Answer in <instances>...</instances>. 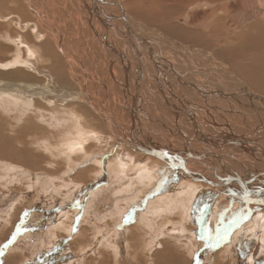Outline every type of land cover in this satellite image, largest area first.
<instances>
[{
  "label": "bare ground",
  "instance_id": "obj_1",
  "mask_svg": "<svg viewBox=\"0 0 264 264\" xmlns=\"http://www.w3.org/2000/svg\"><path fill=\"white\" fill-rule=\"evenodd\" d=\"M187 1L0 0V112H36L26 115L34 116L36 125H24L20 133L32 137L27 144L46 149L51 172L66 175L85 166L64 179L68 186L95 182L104 166L115 195L137 191L126 195L131 201H115L122 211L132 203L139 208L146 192H156L144 201L149 215L135 216L138 223L128 226V233H138L139 223L151 220L161 231L166 224L179 225L183 215L182 221H194L202 236L200 229L216 223L218 215L224 216L216 228L225 229L231 219L249 214L218 252L237 247L246 260H259L264 246V0L191 6ZM26 26L51 41L37 49L24 38ZM6 35L10 43L3 40ZM49 59L56 60L39 65ZM55 70L69 74L77 87L57 84ZM38 75L46 82L37 81ZM15 140L26 146L20 136ZM6 166L8 173L16 167ZM111 195L104 197L114 199ZM227 200L232 207L219 210ZM82 204L88 207L90 199L84 197L72 215L66 209L54 228L71 233L84 212ZM125 220L108 216L99 224L92 217L78 230L74 255H84L89 245L82 243L90 231L95 244L98 235L99 242L107 239L117 263L120 244L114 237ZM166 243L159 252L174 264L177 253Z\"/></svg>",
  "mask_w": 264,
  "mask_h": 264
},
{
  "label": "rangeland",
  "instance_id": "obj_2",
  "mask_svg": "<svg viewBox=\"0 0 264 264\" xmlns=\"http://www.w3.org/2000/svg\"><path fill=\"white\" fill-rule=\"evenodd\" d=\"M199 1L216 2L220 0H188L187 2L191 6L193 4H196ZM28 14H30V11L28 12ZM28 19L31 20L30 17H28L27 19L25 18L26 21ZM13 27L14 26H12L11 28ZM14 29L15 28H13V30ZM25 29L27 30L25 32L24 38L25 39L31 38L33 42L36 44L37 49H39L40 47L39 44L42 45L44 43V40L47 39L51 41V39L48 36L43 37V36L37 35L38 32L42 33L38 28L34 30L31 29L30 31L28 30L29 29L28 26H26ZM8 36L9 35L3 36V40L5 42L8 41L7 43H10ZM220 48H222V46H218L217 49H220ZM217 49H216V54L220 56ZM55 60L56 59L41 60L42 62H40L41 64L39 65H41V67H43V65L48 66L49 63H51V61H55ZM54 72H57V73H54L53 75L52 74L51 75L56 80L57 84H60V85L65 84L66 86V83H67L68 87L69 88L71 87L70 89H74L75 87H77L76 85L77 83L74 82L73 79L71 80V77H69V74L67 75L65 73L60 74L57 70H55ZM36 77L40 79V80L37 79V81L42 82L41 80H43V82H46V79H43L42 76L38 75ZM66 78H68L70 81L68 79L65 81ZM45 105L46 104H44L42 108L48 109L49 107ZM1 113L2 112H0V138H1L0 139V162H1L0 163V179H1L0 180V264H20V263L21 264H24V263L25 264H98L96 259H99L98 257H100L99 251H101L102 253L101 257L104 258L101 264H170L168 263V261L171 259V257L164 258V256L162 255L163 252H159L161 247L163 246V242H166V241L168 244L166 243L164 245L169 246L170 249H173V251L171 250L173 253H177V259L174 261L175 262L174 264H216V260L218 258H221L220 259L221 264H223L222 263L223 261L225 262V264H264V246L263 247L261 246L262 248L260 247L261 248V259L258 260V258H255L254 261L253 260L250 261V259L246 260L241 248L229 247L230 251L227 252L226 254L219 255V252H218L220 247L225 246L223 240L226 239V237L230 235L233 232V230L236 229L237 226H235V224L238 225L239 224L238 221L241 222L242 220L246 219V217H248L249 214H244L243 216L245 218L241 217L242 216L241 215L240 217L235 218V220L231 219L232 221L231 220L229 221L230 224L227 225L225 229H222V227H218V229L216 228V225L220 222V220L223 221L222 217L224 216V215H218L219 219L215 221L216 223H214L212 226H210L207 223L206 227L204 226L200 229V232L202 231L201 233L203 234L202 236L196 234L197 229L194 228L195 227L194 221L192 220L182 221L183 215L179 222L180 226L178 225V222L177 224L169 223V224H166L164 228L162 227L161 231H159L157 226L155 225L154 220L141 221L139 223L140 225L138 226L140 230L141 229L143 230V232L138 230V233H137L136 230L134 229L135 231H132L133 234L128 233V229H127L128 226L133 225V223L134 224L138 223V220H135V216H140L141 213L143 214L145 213V215H149V214H146L147 212L145 208L147 204L146 202L149 198H152V196L150 195H154L156 192H149L150 194L146 192L145 195L147 196V198L145 197V195L142 196L141 199H142L143 205L140 203L139 208L136 203L135 204L132 203V206L129 207V209H131L130 211L129 209H128V212L122 211L121 209L116 207L115 201L118 202L120 199L131 201L127 198V196L128 197L135 196L137 191H135V188H133V190L128 191L127 194L122 193L123 195L121 194L115 195L113 191L111 190L112 185L109 184V187H108V179H109L108 174L109 173L107 174L106 172L107 168H105L104 166H102L103 172L98 175L95 182L92 180L93 182L91 181L90 183L83 185V187L81 188H80V185L78 186V184L77 186L75 185V187L68 186L69 185L68 181H65L66 182L65 183L63 182L64 179L68 180L70 176H73L76 173L77 169L80 170L81 168L85 166H82V167L78 166V168H75L74 171L72 170V172H69V174L67 173L66 175L61 174L60 172L58 173V171L57 173H54L53 171L51 172V168L47 167L48 164L45 165V162L46 163L51 162L50 158L45 157L47 155L45 151L46 149L44 150L43 146L42 145L39 146L37 145V143L33 145L27 144L29 143L30 140H32V137H26L24 136V134L20 133L21 132L20 130H23L24 125L32 126L34 122L33 121L34 119H31L34 116L26 117V115H28L29 113H36V112L31 111V112H27V114H24V113L21 114L19 111H17V113L15 112L14 113L8 112L7 114L6 113L1 114ZM36 123L37 122L35 121L33 125H36ZM17 133L18 134L20 133V134L17 136ZM12 136H14L17 139H19V136H20V138L26 142V146L21 147L20 143L17 140H15V138ZM14 140L15 142H13ZM12 153H14L15 155L13 156ZM30 153H31L30 158L35 157L34 158L35 162H33L32 159L29 158L28 154ZM6 161L8 164L4 163ZM10 164L11 165L13 164L16 167L14 169V172L8 173L7 172L8 166L5 167V165L10 166ZM19 166L21 167L20 172L24 171L23 173L24 176L23 174L22 176H20V172L17 171L19 169ZM26 171H27V174H26ZM3 174L5 175L6 178L3 177L4 176ZM131 175L132 177L134 176L133 173L130 174V177ZM50 177H56V178L51 180ZM9 179H11L10 180L11 184L9 183ZM16 180L18 181L16 182ZM5 182H7L10 185H8ZM24 183H26L30 187L25 189V186L22 185ZM54 184H59L57 185V189L54 188L55 190L52 189ZM46 186L49 188L47 189ZM92 191H95V192L92 193ZM107 194L108 195L112 194L113 196L115 195L114 199H112V197H109V199L105 198L104 195L107 196ZM84 197H88L90 199V205L87 207L85 204H82V206L85 205L82 208L84 212L82 214L81 210L79 211L81 215L79 216L78 221L74 222L75 224L74 228L72 226V228L70 229V230L72 229L73 230L72 231L69 230L71 233L69 234L64 233L65 232L64 229H63L64 231L55 229L54 227L57 224L60 214L65 215L66 209L67 210L70 209V212L72 215L73 214L72 210H76V208L77 209L79 208L78 203L82 199H84ZM143 197H145V199ZM224 204H225L224 207H222L219 210L226 212L227 211L226 209H229V207H232L231 205L232 201L230 200L224 201ZM63 210L64 212H62ZM95 213H98L99 216H97V214ZM175 214L176 213H174V215ZM118 215H120V217L123 220L125 219L126 220L124 221L123 226L119 224L120 228L117 230V234H116V236H119V237H116V236L114 237V238H117L118 244H120L118 256H117L118 257L117 263L113 259L114 257L113 252L108 246H106L105 242L107 241V239L104 238L103 242H99L101 241L102 237L98 235L96 237L99 240H97L98 242H96L95 244L92 240V237H93L91 236L92 233H89L90 231L86 232V236L84 237L85 243H82L83 246H85V244L89 245V246L84 247L85 249L84 255L83 256L77 255V254L74 255V250H76V252L78 251V249H75V248L73 249V247L77 243L75 239H77V235L79 232L78 230L80 227L85 226V224L87 225L91 221V218L94 216L96 218L98 217L100 220L99 224H102L105 220H107L108 216L118 218ZM174 215L173 217H175ZM125 216H127V218L129 217L130 219L129 218L127 219ZM96 229H97V226H96ZM121 230H123L122 236L119 235V233H121ZM214 230L215 232H213ZM108 231L110 232L108 233L111 236L112 230H108ZM103 234H105V230H103ZM54 235H57L58 238ZM138 235H143V236L141 238L140 237L138 238ZM112 237L113 235L111 236V238ZM141 240L142 241L146 240L145 241L146 243L142 242ZM126 241L129 243H127ZM141 242L142 244L145 243L144 252L140 249ZM129 246H132V247H129ZM10 249L13 252H11ZM70 249L72 250L73 253L71 252ZM133 254H135L134 257L131 256ZM216 257L218 258L214 259Z\"/></svg>",
  "mask_w": 264,
  "mask_h": 264
}]
</instances>
